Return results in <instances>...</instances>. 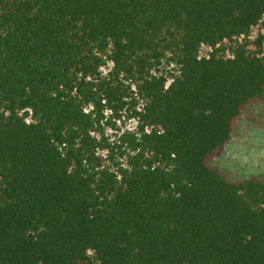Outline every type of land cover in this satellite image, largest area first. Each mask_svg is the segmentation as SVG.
<instances>
[{
    "label": "trees",
    "instance_id": "1",
    "mask_svg": "<svg viewBox=\"0 0 264 264\" xmlns=\"http://www.w3.org/2000/svg\"><path fill=\"white\" fill-rule=\"evenodd\" d=\"M263 19L0 0V264H264V171L221 165L264 115Z\"/></svg>",
    "mask_w": 264,
    "mask_h": 264
},
{
    "label": "rangeland",
    "instance_id": "2",
    "mask_svg": "<svg viewBox=\"0 0 264 264\" xmlns=\"http://www.w3.org/2000/svg\"><path fill=\"white\" fill-rule=\"evenodd\" d=\"M260 33L264 34V19L252 31V38ZM208 47H204L203 54H208ZM259 115V114H257ZM250 123L242 125L235 137L230 154L221 165L230 170L245 173L264 171V115L258 118L248 119ZM129 126H134V120H127Z\"/></svg>",
    "mask_w": 264,
    "mask_h": 264
}]
</instances>
